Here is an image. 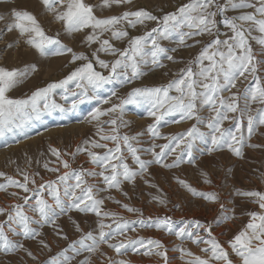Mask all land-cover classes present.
I'll return each mask as SVG.
<instances>
[{
	"label": "snow or ice",
	"instance_id": "obj_1",
	"mask_svg": "<svg viewBox=\"0 0 264 264\" xmlns=\"http://www.w3.org/2000/svg\"><path fill=\"white\" fill-rule=\"evenodd\" d=\"M42 4L48 12L55 14L56 20L64 23L68 33L90 29L85 38L86 43L89 46L98 44L99 47L92 53V58L83 52H74L58 38L47 35L34 14L12 9L11 23L7 25L8 32L18 30L21 37L27 38L26 43L42 56L71 53L70 63L75 64L77 61L82 63L64 79L37 89L27 99H12L7 93L20 78L27 76L28 72L0 67V138L17 128L23 130L32 120H40L44 112L67 111L68 109L55 100L58 89L65 93L62 99L67 100L69 94L75 98L72 101L73 110L78 104L87 100H96L99 105L110 104V106L107 108L97 106L85 118L89 124H94L98 140H85L73 153H62L57 148L49 149L52 156L56 157L61 166L66 169L55 180H48L37 185L34 176H30L27 172L20 173L23 182L0 172V177L5 180L4 183H0V191L16 187L25 193L23 196H19L17 192L11 193L23 203H15L8 208L0 207V216L5 217L4 221H0V251L12 253L24 249V244L11 239L9 233L13 236H22L24 239H36L41 232L32 225L40 227L46 224L55 225L61 214H67L73 209L80 212H94L97 216L115 217L116 213L101 212L104 200L98 198L100 192L120 189L125 181L134 184L136 178L144 177L154 164L169 169L178 168L183 163L195 164L198 157L193 153L197 141L206 146L199 149L201 154L205 152L211 154L213 151L227 147L236 156H242L246 139H250L254 131L264 125V78L259 75L261 71H264L262 67L264 58H257L250 43V40L254 39L264 50V0H226L224 4L218 3L217 0H190L189 3L181 5L175 12L167 13L162 18L143 8L125 10L122 14L99 18L94 14L93 6L85 3V0H42ZM131 4L132 0H103L102 7L111 8L114 5ZM212 8L221 13L229 9L239 13L231 18L225 17L223 21L231 31V35L226 39H220L219 35H216L189 63V66L181 70L179 78L166 86L133 88L125 98L118 96L120 88L145 74L142 71L143 66L164 67L161 63L162 58L174 60L172 55H168L170 50L161 45V40L178 35L179 43L184 44L186 38L212 35L217 27L215 19L217 11H212ZM4 19L5 17L0 15V20ZM146 21H155L158 26L146 31L143 35L130 34L128 29H135L138 25H144ZM253 31H258L261 35L252 36ZM105 34H109L108 38H103ZM126 38V47L120 48L114 43ZM49 46H55L54 50H50ZM192 46L188 45V47ZM171 51L174 52L176 49ZM99 52L106 53L114 59L111 61L101 59ZM32 70H36L35 66ZM249 77H251V83L244 88L242 94L238 89L232 92V89L237 88V82L241 78L248 80ZM73 84L79 91L70 88ZM107 85L112 86L110 94L102 97L99 95L100 90ZM226 92L231 95L225 96ZM113 97H116L119 102L110 103ZM130 104H147L148 115L154 118V123L148 126L147 132L151 134L153 140L156 138L168 140L167 144H153L146 150L152 159H142L139 154L142 150L136 146L139 144L138 138L144 133L130 136L120 132L121 127H128L130 123L124 119L125 108ZM253 104H259L261 107L254 110ZM205 109L209 113L207 116L201 115ZM253 111L256 112L255 116L252 114ZM175 113L180 114L181 120H195L196 123L179 135L161 136V122L169 123L165 118ZM104 117L108 119H102ZM245 118L247 136L243 131ZM229 120L235 121L234 128L224 127L225 121ZM170 122L179 123L180 120ZM200 125L208 131H202ZM110 144L114 147H110ZM252 146L256 147V145ZM157 147L160 148L159 152L156 151ZM92 149L105 151L101 154ZM125 150L131 154L135 168L127 163ZM81 153H86L90 162L101 170L97 172L83 168L72 169L69 160L63 158L71 156L75 159ZM170 155L175 156V159L172 163H166V158ZM44 167L53 173L60 172L59 167L50 168L47 162ZM86 177L102 178L104 187L90 184ZM145 183L155 187L148 180ZM178 183L193 196H200L210 202L218 200L216 193L199 192L184 180L178 179ZM30 184L35 187L30 188ZM45 192L51 196L53 203H49L44 198ZM28 193L31 195H27ZM238 195L254 197L253 202L258 205L259 210L248 213V222L227 242L229 248H225L212 234L211 225L191 221L189 223L195 224V228L189 227V223H186L183 227L175 229L170 217L156 220L148 217L134 221L120 217L119 221H114L115 228L101 222L98 235L88 232L79 242H74L72 248L77 253L80 249L95 253L106 244L117 257H123L129 251L140 252L143 249V254L159 256L163 264H169L168 249L160 240H145L143 237L134 239L127 235L129 231L135 232L137 227H154L166 230L182 242L190 240L197 246L205 245L201 248L203 256L195 255L182 244L173 249L181 254V259L192 258L187 260L186 264H234L232 254L239 258V264H264V193L251 191L238 193ZM33 197L36 198L34 203L29 204ZM153 199L160 205L166 206L168 203L166 199L159 196ZM116 202L119 203V201ZM25 206L36 213L39 219L29 216ZM220 206L224 207L223 204ZM123 207L128 212L143 215L140 209L130 207L128 204H124ZM232 218L224 216L222 220L227 221ZM105 228L109 231H105ZM77 229L79 230L78 226ZM201 229L207 234L206 238L200 235ZM119 237H125V239L118 240ZM40 243L44 244L43 241ZM77 243L79 247L76 246ZM44 247L48 245L44 244ZM26 251L27 255L36 259L31 251ZM73 258L65 254L63 260H53L51 264H70ZM83 264H90V261L86 259ZM107 264H129V261L107 257Z\"/></svg>",
	"mask_w": 264,
	"mask_h": 264
},
{
	"label": "rangeland",
	"instance_id": "obj_2",
	"mask_svg": "<svg viewBox=\"0 0 264 264\" xmlns=\"http://www.w3.org/2000/svg\"><path fill=\"white\" fill-rule=\"evenodd\" d=\"M189 2L190 0H132L131 5H114L111 8H104L102 7L103 0H85V3L93 6L94 14L99 18L122 14L125 10H138L141 8L162 18L165 14L175 12L178 7ZM217 2L224 4L226 0H217ZM12 9L28 11L34 14L47 35L58 38L63 44L72 48L74 52H83L92 58V53L99 47L98 44L89 46L86 43L85 38L91 31L90 29L68 33L64 23L56 20L55 14L45 9L42 0H0V15L5 17L4 20H0V67L28 72V75L20 78L19 82L7 93L12 99H27L37 89L64 79L65 76L82 63L81 61H77L75 64L70 63L71 53H65L60 56L51 54L42 56L35 48L26 43L27 38L21 37L18 30L8 32L7 25L11 23ZM60 10L62 11L63 9ZM211 10L217 11L215 8ZM238 14V12L231 9L224 13L217 11L215 17L217 27L212 35L205 34L191 39L186 38L184 44L179 43L178 35H173L167 40H161V45L170 50L168 55H172L174 60L170 61L162 58L161 63L164 67L143 66L142 71L145 74L120 88L118 96L125 98L127 93L133 88L161 87L178 79L181 70L188 67L189 63L199 55L203 47L213 40L216 35H219L220 39H226L227 36L231 35V31L225 26L223 21L225 17L231 18ZM157 26L158 24L155 21H146L144 25H138L137 28L128 30L132 36L143 35L146 31H150ZM108 35L105 34L103 38H108ZM260 35L258 31L252 32V36L258 37ZM114 43L117 47H126L127 38L122 41H114ZM250 43L257 58H264L262 46L254 39H251ZM188 45L193 46L188 47ZM49 47L50 50L55 48V46ZM171 49H176V51L173 52ZM17 51L21 53L16 54ZM98 55L104 60L111 61L114 59V57L103 52H99ZM56 61L60 62L57 68L53 67L55 66L53 62ZM33 66H35V71L32 70ZM259 75L264 78V71H261ZM249 83H251V77L248 80L241 78L237 82V88L232 89V92H236L238 89L242 94ZM70 88L79 91L75 89L74 84L70 85ZM111 88V85L105 86L104 89L100 90L99 95L107 97ZM64 95L63 90L58 89L55 93V100L63 105L65 109H68L67 111L44 112L40 120H32L25 125L23 130L17 128L13 132L7 133L5 137L0 138V172L21 182H23V177L20 173L27 172L30 176H34L37 185L48 180H55L66 169L61 166L56 157L52 156L50 148H57L62 153H73L85 140L99 139L96 135L94 124H89L85 118L95 107L107 108L110 104L99 105L96 100H87L78 104L76 109L73 110L72 101L75 98L69 94L68 99L64 100L62 99ZM224 95L230 96L231 93L226 92ZM114 102H119L116 97H113L110 103ZM240 103L242 107V95ZM259 107H261L259 104L252 105L254 110ZM148 108L147 104L127 105L124 119L130 121V123L128 127L120 128L121 134L127 133L130 136L144 133L138 138L139 144L136 145L142 150L139 153L142 159H152V156L146 150L152 147L153 144L164 145L168 143V140L163 138L153 140L151 134L147 132L148 126L154 123V118L148 115ZM208 114L207 109L201 112V115L204 116ZM252 114L255 116L256 112L253 111ZM102 119L107 120L108 117ZM165 119L169 123L161 122L160 132L163 137L184 133L196 123L195 120H181L179 113H175ZM172 120H180V122L171 123L170 121ZM234 126L235 121L232 120L224 123L225 128H234ZM74 127H79V129L72 131ZM80 127L83 129H80ZM105 127L107 129V125ZM200 127L202 131H208L202 125ZM243 131L244 135L247 136L246 118ZM252 145H256V147ZM109 146L114 147L113 144ZM205 147V145L197 141L193 153L198 157L195 164L183 163L180 167L171 169L154 164L149 169V173H146L144 177L138 176L134 184L125 181L120 189L100 192L98 198L104 200L101 212L116 213L115 217L97 216L94 212H80L73 209L67 214H61L55 225L46 224L43 227L32 225V227L37 228L41 232V235L36 239H24L22 236H13L9 233L11 239L24 244V249L12 253L0 251V264H51L53 260H63L65 254L74 257L70 264H83L86 259L90 261V264H107V257L124 259L129 261V264H163L161 257L153 254L145 255L143 254V249L140 252L129 251L123 257H117L114 251L106 244L102 245L101 249L95 253H90L84 249H80L79 253L73 250L72 245L74 242H79L88 232L98 235L101 222L115 228L114 221H119L120 217L132 221L141 218L147 219L148 217H152L153 220L170 217L175 229L183 227L191 221L199 222L202 225H211L212 234L225 248H229L227 242L248 222V213L259 210L258 205L253 202L254 197H246L238 195V193L251 191L264 193V125L259 126L250 139H246L245 146L242 149V156H236L227 147L213 151L211 154L206 152L201 154L199 149ZM92 150L101 154L105 151L104 149ZM156 151L159 152L160 148L157 147ZM124 154L129 166L135 168L136 165L132 160L131 154L126 150ZM63 158L69 160L72 169L79 170L83 168L97 172L101 170L90 162V158L86 153L79 154L75 159L71 156H64ZM174 159L175 156L170 155L165 162L172 163ZM46 162L50 168L59 167L60 172L53 173L48 171L44 167ZM205 173L207 175H204ZM86 179L90 184L104 187L102 178L86 177ZM178 179L187 181L199 192L216 193L218 200L210 202L200 196H193L185 187L178 183ZM146 180L150 181L151 185H155V187L145 183ZM206 180L211 182L207 183L205 182ZM4 182V178L0 177V183ZM29 187L34 188L35 185L30 184ZM13 192H17L19 196L25 195L21 189L16 187H10L7 191H0V207L8 208L12 204L23 203L18 197L11 195ZM27 195H31V193ZM156 196L166 199L168 201L167 205H160L153 199ZM44 198L49 203H53L51 196L47 192L44 193ZM35 199L33 197L29 204H33ZM116 201H119V203ZM124 204L140 209L143 215L128 212L124 209ZM221 204L224 205L223 208H221ZM25 210L29 216L39 219L38 215L28 210L27 206H25ZM224 216L233 218L223 221L222 218ZM4 220L5 217L0 216V221ZM189 227L195 228V224L189 223ZM105 231H109V229L105 228ZM127 235L134 239L143 237L145 240H160L168 249L169 264H186L187 260L192 259L191 257L181 259V254L173 251L181 244L184 248L190 249L195 255H204L201 252V248L205 247V245L197 246L190 240L182 242L175 235L164 229L137 227L135 232L129 231ZM200 235L207 237L203 229L200 230ZM122 239H125V237L118 238V240ZM40 241H43L48 247H44V244H41ZM86 243H91V241H86ZM76 246L79 247V244L77 243ZM26 250L31 251L36 259L27 255ZM229 251L231 252V249ZM232 258L234 264H239L238 257L232 254Z\"/></svg>",
	"mask_w": 264,
	"mask_h": 264
},
{
	"label": "bare ground",
	"instance_id": "obj_3",
	"mask_svg": "<svg viewBox=\"0 0 264 264\" xmlns=\"http://www.w3.org/2000/svg\"><path fill=\"white\" fill-rule=\"evenodd\" d=\"M164 1H165V0H164ZM19 53H21V52H20V51H17V52H16V54H19ZM30 56H31V55H30ZM13 57H14V56H13ZM53 63H55V66H53V67H56V68H57V66L59 65L60 62H59V61H56V62H53ZM134 118H135V117H134ZM139 121H141V120H139ZM139 121H138V122H139ZM81 124H82V123H81ZM140 126H141V125H140ZM81 128H82V127H80V129H81ZM76 129H79V127H77V128H75V127L72 128V131H73V130H76ZM82 129H83V128H82ZM57 131H58V130H57ZM68 131H69V130H68ZM80 132H81V131H80ZM52 134H53V133H52ZM79 136H80V135H79ZM71 137H72V136H71ZM34 140H35V139H34ZM35 142H36V141H35ZM31 143H32V142H31ZM24 145H25V144H24ZM24 150H25V149H24Z\"/></svg>",
	"mask_w": 264,
	"mask_h": 264
}]
</instances>
